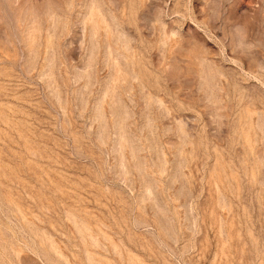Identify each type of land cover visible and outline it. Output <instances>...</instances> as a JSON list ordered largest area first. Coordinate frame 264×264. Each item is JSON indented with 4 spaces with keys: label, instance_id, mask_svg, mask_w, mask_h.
Listing matches in <instances>:
<instances>
[{
    "label": "rangeland",
    "instance_id": "374dc122",
    "mask_svg": "<svg viewBox=\"0 0 264 264\" xmlns=\"http://www.w3.org/2000/svg\"><path fill=\"white\" fill-rule=\"evenodd\" d=\"M0 264H264V0H0Z\"/></svg>",
    "mask_w": 264,
    "mask_h": 264
}]
</instances>
